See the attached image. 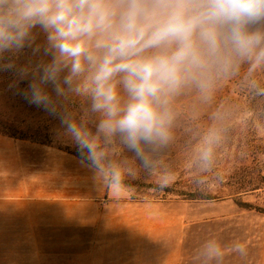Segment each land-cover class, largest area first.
<instances>
[{"label":"clouds","instance_id":"clouds-1","mask_svg":"<svg viewBox=\"0 0 264 264\" xmlns=\"http://www.w3.org/2000/svg\"><path fill=\"white\" fill-rule=\"evenodd\" d=\"M26 50L36 59L20 63ZM245 64L264 70V0H0V71L12 87L27 81L24 98L60 120L110 193L130 174L109 159L113 147L150 168L171 139L176 98L209 96Z\"/></svg>","mask_w":264,"mask_h":264},{"label":"rangeland","instance_id":"rangeland-1","mask_svg":"<svg viewBox=\"0 0 264 264\" xmlns=\"http://www.w3.org/2000/svg\"><path fill=\"white\" fill-rule=\"evenodd\" d=\"M28 59H36L30 50H26L19 62ZM14 79L12 72L0 71V134H14L21 140H29L44 148L46 158L50 155L52 161L63 163L67 167L65 187L67 194H71L73 186L79 185L75 165L82 162L80 152L70 138L61 134L57 117L24 98L22 91L27 81L12 87ZM173 107L176 115L171 139L151 153L150 168H145L131 152L119 147L111 149L109 159L130 173L124 190L115 193L116 196L146 200L149 204L162 203L163 214L169 217L177 213L189 216L188 210L194 201L248 196L245 201L257 204L264 190V70L250 73L245 64L219 81L209 96L186 90L176 98ZM76 109L79 111V103ZM10 130L17 132H7ZM210 134L212 153L209 161L204 162L200 149L206 146L204 142ZM40 152L37 150V154ZM83 166L86 192L93 182L88 175L89 168L84 163ZM204 197L216 198L201 199ZM66 235V248L64 242L58 248L53 239L51 248L42 250L43 256L32 258L33 261L36 264L123 263L122 251L118 254V244L115 246L121 234L106 233L95 257L90 232L82 234L88 238L83 244L79 243L74 227L68 228ZM15 249V255L24 254V250Z\"/></svg>","mask_w":264,"mask_h":264},{"label":"crops","instance_id":"crops-1","mask_svg":"<svg viewBox=\"0 0 264 264\" xmlns=\"http://www.w3.org/2000/svg\"><path fill=\"white\" fill-rule=\"evenodd\" d=\"M43 149L0 134V264H36L32 258L43 256L53 239L66 248L73 227L81 244L88 241L82 234L91 233L93 257L106 233L121 234L115 246L122 264H264V213L237 204L248 196L194 201L189 216H164L162 203L108 192L91 169L93 183L85 192L82 162L75 165L79 185L67 194V167L46 158ZM260 193L256 205L264 208ZM213 244L222 252L209 258ZM238 245L245 246L243 254ZM14 248L24 254L15 255Z\"/></svg>","mask_w":264,"mask_h":264},{"label":"trees","instance_id":"trees-1","mask_svg":"<svg viewBox=\"0 0 264 264\" xmlns=\"http://www.w3.org/2000/svg\"><path fill=\"white\" fill-rule=\"evenodd\" d=\"M7 132H17L15 130H10V131H7ZM8 136L10 137H13V138H19L17 137L16 135L14 134H8ZM21 139V138H19ZM216 197H204V198H201V199H215ZM237 204L241 207V208H244V209H247V210H255L257 212H260V213H264V208L261 207V206H258L256 204H253V203H249V202H243L241 200H237Z\"/></svg>","mask_w":264,"mask_h":264}]
</instances>
